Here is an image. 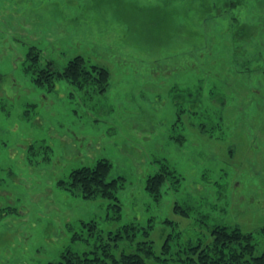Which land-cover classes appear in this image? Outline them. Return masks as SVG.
<instances>
[{
	"label": "rangeland",
	"instance_id": "obj_1",
	"mask_svg": "<svg viewBox=\"0 0 264 264\" xmlns=\"http://www.w3.org/2000/svg\"><path fill=\"white\" fill-rule=\"evenodd\" d=\"M77 56L109 71L104 92L34 80ZM101 159L120 212L61 184ZM217 226L264 250V0H0V264L183 251Z\"/></svg>",
	"mask_w": 264,
	"mask_h": 264
},
{
	"label": "trees",
	"instance_id": "obj_2",
	"mask_svg": "<svg viewBox=\"0 0 264 264\" xmlns=\"http://www.w3.org/2000/svg\"><path fill=\"white\" fill-rule=\"evenodd\" d=\"M33 62L36 57L29 55ZM36 65V63H34ZM34 80L38 85L47 83L49 88L55 87V80L66 79L78 88L96 85L100 92H104L109 86V71L97 65H88V62L77 56L70 60L63 71L54 70L52 63L46 69L36 71ZM112 164L107 159L99 160L94 166L75 169L70 174L68 185L73 192L78 191L84 199H95L98 197L113 199L114 205L120 212L121 206L118 203L117 191L124 186V178L107 181ZM167 178V173L162 172L148 178L146 190L154 200L159 201L162 196V186ZM9 214L15 213L12 208H7ZM130 229L136 230V225L124 227L128 237ZM264 232V228L262 230ZM135 234V231L133 232ZM214 239L211 245H188L183 251L172 252L169 241L166 242L158 254L153 245L147 241L139 243V247L130 253L122 252L120 255L113 253L114 246L110 243H103L101 252H95L94 256L88 253L80 255L72 251H66L62 259L49 264H264V250L260 255H255L256 244L253 242L254 235L245 233L239 227L217 226L213 230ZM115 240L123 238L119 231L113 234ZM118 247V243L115 244Z\"/></svg>",
	"mask_w": 264,
	"mask_h": 264
}]
</instances>
